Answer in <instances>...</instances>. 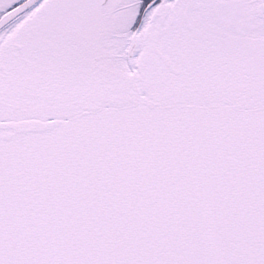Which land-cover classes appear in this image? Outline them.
<instances>
[{
    "label": "snow or ice",
    "instance_id": "obj_1",
    "mask_svg": "<svg viewBox=\"0 0 264 264\" xmlns=\"http://www.w3.org/2000/svg\"><path fill=\"white\" fill-rule=\"evenodd\" d=\"M0 264H264V0H0Z\"/></svg>",
    "mask_w": 264,
    "mask_h": 264
}]
</instances>
